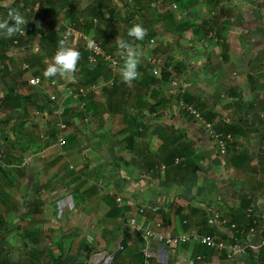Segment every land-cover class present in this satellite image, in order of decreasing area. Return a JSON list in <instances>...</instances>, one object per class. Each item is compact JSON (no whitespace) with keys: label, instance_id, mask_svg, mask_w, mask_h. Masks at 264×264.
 Returning <instances> with one entry per match:
<instances>
[{"label":"crops","instance_id":"0c3cea01","mask_svg":"<svg viewBox=\"0 0 264 264\" xmlns=\"http://www.w3.org/2000/svg\"><path fill=\"white\" fill-rule=\"evenodd\" d=\"M9 9L33 29L0 36V264H143L132 217L165 234L195 226L229 238L207 223L218 212L237 224V241L264 236V0H0V18ZM72 22L107 51L142 24L138 77L126 84L120 66L91 65ZM61 39L81 53L72 79L44 76ZM75 81L89 89L81 100L65 91ZM181 100L233 134L227 154L176 108ZM250 207L261 215L257 234ZM150 243L153 264H264L262 252L232 259L195 241Z\"/></svg>","mask_w":264,"mask_h":264},{"label":"built area","instance_id":"2783aa9c","mask_svg":"<svg viewBox=\"0 0 264 264\" xmlns=\"http://www.w3.org/2000/svg\"><path fill=\"white\" fill-rule=\"evenodd\" d=\"M173 7H176V5L174 4ZM37 23L40 25L43 22L38 21ZM32 29L33 25L29 24L26 28H24V34H26ZM67 29L70 34L74 35V38H77L83 42L84 49L87 53V60L91 65L103 63L111 68H116L123 63L122 58L116 54L117 48L111 51H107L104 48L103 42L100 39H97L79 30L77 28V22H72ZM209 38L214 41H222V39L218 36L216 30H213L209 33ZM89 41L93 42V46L91 48L87 46ZM161 60L162 59L159 56H154L153 58H150L149 61L155 64V67L153 69L154 74H158L159 67L157 65L161 64ZM24 68L28 69L29 66L24 65ZM29 82L31 85H39L41 83V78L33 76L32 78H30ZM57 83L58 82L56 80L51 79L48 84L50 86H56ZM65 91L66 94L68 96H71L73 99L81 100L82 98L87 96L89 89L88 86L79 83V81H75L74 83L67 85ZM49 95L51 101H56L58 99L56 94L51 93ZM80 107L84 109V103H82ZM176 108H178L182 112H186L196 120L203 121L204 129H206L208 137L213 141V144L217 147L219 154H227L229 144L233 142V134L231 132L223 134L217 131L212 123L204 121L201 110H199V108H197L194 104L186 103L181 100L177 103ZM64 112V106H59L56 110L57 115H62ZM37 113L39 114V112ZM56 127V143L60 146H63L66 142L67 125L65 122H58L56 124ZM117 201L121 203L123 201L122 197H117ZM127 202L131 203L130 200H128ZM153 210L155 211L156 209L153 208ZM140 211H144V208L141 207ZM247 215L250 219L249 231L252 234H257L258 220L260 219L261 215H258L255 212L254 207H250L248 209ZM129 221L132 231L141 233L144 237V240H146L145 248L142 253L143 264H153L151 260L152 247L150 243V240L152 238H157L158 242L167 247L178 246L180 243L185 241H195L197 243L204 244L208 247L225 251L227 253V257L232 259L244 257L249 254L258 255L261 252L264 254V236L259 237V239L237 241L233 236L234 234L232 233L233 231L239 232L237 224L225 215L218 212H210L207 218V223L211 228H224L230 235L229 238L216 239L211 235L203 233L195 226L191 227L187 231L178 234H165L162 231H157L158 227H161V223H158L157 229H155V227H153L152 225L143 224L142 222L138 221L135 217L130 218ZM183 224L190 226V220L188 216L184 218Z\"/></svg>","mask_w":264,"mask_h":264},{"label":"clouds","instance_id":"9594fccd","mask_svg":"<svg viewBox=\"0 0 264 264\" xmlns=\"http://www.w3.org/2000/svg\"><path fill=\"white\" fill-rule=\"evenodd\" d=\"M26 19L17 10L9 9L6 16L0 18V36L10 38L14 35H23ZM147 33V29L140 23H134L127 29V36L132 40H125L117 37L116 54L122 58L123 63L119 67V75L124 83L131 84L139 75L138 68L144 58L143 50L140 49L135 41H142ZM67 35V34H66ZM89 48L93 42L89 41ZM81 53L67 39H61L52 57V62L44 70L45 77H54L59 74L62 77L72 79Z\"/></svg>","mask_w":264,"mask_h":264}]
</instances>
